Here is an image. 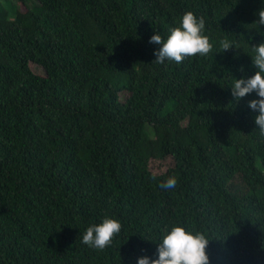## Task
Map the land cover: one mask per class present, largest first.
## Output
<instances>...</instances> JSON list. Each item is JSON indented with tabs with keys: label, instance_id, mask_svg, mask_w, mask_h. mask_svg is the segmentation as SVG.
Wrapping results in <instances>:
<instances>
[{
	"label": "trees",
	"instance_id": "1",
	"mask_svg": "<svg viewBox=\"0 0 264 264\" xmlns=\"http://www.w3.org/2000/svg\"><path fill=\"white\" fill-rule=\"evenodd\" d=\"M17 1L0 0V264H135L176 224L207 235L210 264H264L257 97L229 87L257 71L264 0ZM188 11L211 50L156 63L150 36ZM105 216L120 232L83 244Z\"/></svg>",
	"mask_w": 264,
	"mask_h": 264
},
{
	"label": "clouds",
	"instance_id": "2",
	"mask_svg": "<svg viewBox=\"0 0 264 264\" xmlns=\"http://www.w3.org/2000/svg\"><path fill=\"white\" fill-rule=\"evenodd\" d=\"M258 25H264V9L257 13ZM205 21L188 11L182 14L179 24L169 29L166 39L158 31H154L149 43L157 45L153 55L156 63L167 61L182 62L194 55L204 56L212 48L209 38L204 35ZM231 48L224 44V50ZM255 55L252 63L257 69L250 77L234 78L229 86L233 98L238 102L249 94H255L256 99L248 101V108L257 113L254 123L261 134H264V43L254 47ZM177 184L174 175L168 176L159 185L164 190L172 189ZM121 230V222L111 217H103L101 222L90 224L81 235V242L93 249H104L112 237ZM210 239L200 231H192L180 224L166 228L160 233L156 243L155 258L141 255L135 264H210L206 248Z\"/></svg>",
	"mask_w": 264,
	"mask_h": 264
},
{
	"label": "rangeland",
	"instance_id": "3",
	"mask_svg": "<svg viewBox=\"0 0 264 264\" xmlns=\"http://www.w3.org/2000/svg\"><path fill=\"white\" fill-rule=\"evenodd\" d=\"M1 1H2L3 5L10 11H13L15 9L20 8L17 0H1ZM31 68H32L33 72H35L38 75L43 76L45 74L44 70L35 64H31ZM124 96L125 95L122 93L121 94L122 99L124 98ZM170 165L171 164L166 163V162L153 163L152 167L157 173H161V172H164Z\"/></svg>",
	"mask_w": 264,
	"mask_h": 264
}]
</instances>
